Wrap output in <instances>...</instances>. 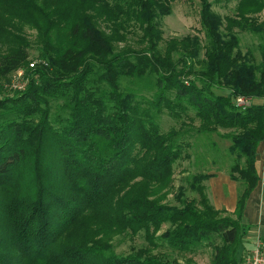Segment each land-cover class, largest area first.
Listing matches in <instances>:
<instances>
[{"label": "trees", "instance_id": "trees-1", "mask_svg": "<svg viewBox=\"0 0 264 264\" xmlns=\"http://www.w3.org/2000/svg\"><path fill=\"white\" fill-rule=\"evenodd\" d=\"M176 1L0 0V79L26 70L23 91L0 98V264H182L162 250L204 246L213 264H240L260 181L264 45L259 62L238 32L264 37V0H236L226 16L197 0L204 38L166 41L158 20ZM163 114L179 127L164 132ZM193 129L231 142L236 220L208 197L214 173L188 179L197 198L181 187L178 205L165 202ZM141 233L146 247L115 252L116 237Z\"/></svg>", "mask_w": 264, "mask_h": 264}, {"label": "rangeland", "instance_id": "rangeland-1", "mask_svg": "<svg viewBox=\"0 0 264 264\" xmlns=\"http://www.w3.org/2000/svg\"><path fill=\"white\" fill-rule=\"evenodd\" d=\"M213 3V10L222 15H231L235 11L237 5L236 0H210ZM260 19L264 20V11L255 15ZM159 25L163 31L164 40H169L171 38H182L185 36L198 35L202 39L204 38L201 32L200 24V5L197 0H177L173 4V10L170 15L163 17L158 20ZM29 39L33 40L35 37L34 31L28 32ZM241 40V50L243 53L252 52L255 58L260 62L261 54L260 47L264 45V37H259L247 32H238ZM131 46L138 47L136 39H131L129 41ZM164 44L162 43V46ZM31 60L33 63L38 55V50L34 47L31 50ZM30 68L32 69L31 65ZM26 70L19 72H14L8 78L0 79V98L6 96H12L13 92L23 91L26 87V82L24 81V75ZM149 94L148 91H146ZM193 117V114H191ZM161 128L164 132H167L171 127H179L173 119H171L167 114H163L159 120ZM198 121L193 124L196 127ZM221 133H225L221 130ZM186 140L191 143L189 158H185L179 161L175 167V175L173 187L169 190V194L165 199V202L170 205H178L177 200L180 194L181 187L186 190V197L189 199L197 198V194L192 192L188 187V179L198 173H214L217 176L225 177L229 176L230 166L233 164L232 158L228 156L227 149L231 142L229 140L223 139L218 134H213L210 136H203L198 134L194 129L190 131V135ZM214 143V144H213ZM194 152L196 154H194ZM239 188L242 190V184L239 183ZM222 217H230L236 220V215L234 212H226L221 215ZM244 222L250 227L249 233L256 231L252 224L248 223L245 219ZM167 226H164V230ZM253 233V232H251ZM147 242L145 241L144 234L141 233L135 238L128 236H118L114 239L115 252L119 255H127L133 249H140L146 247ZM245 248H249L248 243L245 242ZM170 254L171 259H178L182 264H185L186 259L191 258L192 264H213V257L215 255V250L212 247L204 246L194 254H188L186 257H182L176 253L170 251L162 250Z\"/></svg>", "mask_w": 264, "mask_h": 264}, {"label": "crops", "instance_id": "crops-1", "mask_svg": "<svg viewBox=\"0 0 264 264\" xmlns=\"http://www.w3.org/2000/svg\"><path fill=\"white\" fill-rule=\"evenodd\" d=\"M257 167L260 173V181L247 201L244 220L255 227L256 231L249 233L247 243L252 248L254 242L261 238L264 240V142L258 147ZM208 197L212 205L218 210L234 212L240 195L239 183L233 181L230 176L220 177L215 175L205 182Z\"/></svg>", "mask_w": 264, "mask_h": 264}, {"label": "built area", "instance_id": "built-area-1", "mask_svg": "<svg viewBox=\"0 0 264 264\" xmlns=\"http://www.w3.org/2000/svg\"><path fill=\"white\" fill-rule=\"evenodd\" d=\"M35 64H31L33 68ZM252 101L244 97H239L236 104L239 107H249ZM240 264H264V240L258 238L252 248L244 250Z\"/></svg>", "mask_w": 264, "mask_h": 264}]
</instances>
